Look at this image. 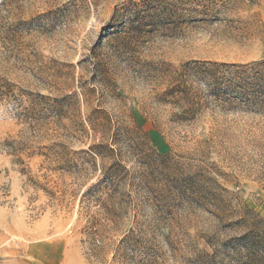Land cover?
Wrapping results in <instances>:
<instances>
[{
	"label": "rangeland",
	"instance_id": "374dc122",
	"mask_svg": "<svg viewBox=\"0 0 264 264\" xmlns=\"http://www.w3.org/2000/svg\"><path fill=\"white\" fill-rule=\"evenodd\" d=\"M263 62L264 0H0V264H264Z\"/></svg>",
	"mask_w": 264,
	"mask_h": 264
},
{
	"label": "trees",
	"instance_id": "16d2710c",
	"mask_svg": "<svg viewBox=\"0 0 264 264\" xmlns=\"http://www.w3.org/2000/svg\"><path fill=\"white\" fill-rule=\"evenodd\" d=\"M222 66L227 68V70H231L232 72L230 73L233 75V78H226L228 80V85H225L224 87V90L226 91H224L225 94L229 91L233 92V90H237V93L240 96L238 98H241L242 100L249 101L251 99L250 101L264 103V62L251 65L234 64ZM207 76L211 77L210 74H207ZM105 179V182L112 183L113 176L108 173V176ZM89 230V240L93 248L92 250H99L103 246L102 238L104 235L98 230H95L94 227H90ZM137 242V238L131 234L124 236L118 241V243L116 242L114 248L116 259L126 260V262L129 259H132L133 252L138 246Z\"/></svg>",
	"mask_w": 264,
	"mask_h": 264
}]
</instances>
